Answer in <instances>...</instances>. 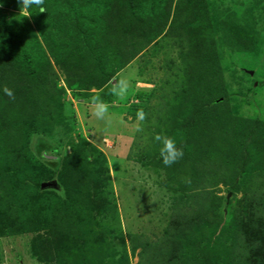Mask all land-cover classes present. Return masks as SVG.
<instances>
[{"label":"rangeland","instance_id":"1","mask_svg":"<svg viewBox=\"0 0 264 264\" xmlns=\"http://www.w3.org/2000/svg\"><path fill=\"white\" fill-rule=\"evenodd\" d=\"M47 1L53 25L34 16L45 5L34 4L21 12V0H0V29H7L0 31L7 41L4 48L12 54L26 52L28 66L38 74L52 71L51 83L65 88L56 89L58 101L53 104L48 97L41 102L39 89L26 90L34 106L42 103L36 112L25 95L20 94L9 107L6 97L0 100V126L4 127L0 132V186L9 187L6 197L0 194V205L10 201L15 208L19 218L15 229H32L0 236V264H60L40 260L34 254V246L40 245L53 249L62 264L73 262L81 253L96 263L173 264L169 259L180 248L188 255L196 252L199 259L210 258L213 264L218 259L228 264L222 256L233 242L231 220L243 191L233 193L231 184L223 180L213 184L207 196L219 207L212 211L207 203L200 216L194 198L195 208L173 205L178 186L193 174L191 163L211 141L218 145V154L221 151L233 160L232 167L238 171L245 156L252 159L248 166H256L255 171L264 168V128L256 138L247 136L256 119L264 121V0H86L74 12L68 2ZM113 6L120 13L123 32L135 39L142 31L139 35L145 46L127 60L111 52L115 45L100 44L105 54L98 62L84 39L77 40L76 27L95 29L85 19L100 18L99 14L108 8L112 11ZM78 12L85 17L75 21ZM135 16L141 19L139 23ZM226 21L230 26L224 25ZM198 43L199 50L195 49ZM186 54L188 60L183 61ZM70 63L75 65L72 76L68 74L74 67ZM112 71L109 83L81 88L82 77L86 80ZM118 74L130 83L123 100L111 94ZM5 86L9 87L4 81L0 91ZM210 87L214 92L208 96L205 90ZM175 93L180 95L181 114L204 107V118L196 116V126L204 131L191 127L174 131L178 115L172 118L168 100ZM94 95L109 104L103 120L90 107ZM140 108L147 119L137 132ZM216 115L218 119L213 118ZM159 133L174 138L184 150L183 158L170 167L163 164L160 145L154 140ZM36 159L49 164L53 175L39 168ZM96 163L104 165L97 170ZM31 172H41V192L47 193L45 201L34 200L36 204L28 206L26 198L30 200L34 193L25 194L9 179L20 180ZM44 182L51 183L44 186ZM179 209L198 218L187 217L180 231H171L174 210ZM57 224L65 226L61 232L54 230Z\"/></svg>","mask_w":264,"mask_h":264},{"label":"trees","instance_id":"2","mask_svg":"<svg viewBox=\"0 0 264 264\" xmlns=\"http://www.w3.org/2000/svg\"><path fill=\"white\" fill-rule=\"evenodd\" d=\"M55 1L57 0H54V3ZM62 1L63 3L68 2L70 7L72 6L71 9L73 10V12L75 10H78L80 4L85 5L86 3H88L86 0H62ZM47 2H48L47 0H44L43 5H41V6L45 5L44 7L45 11H43L42 13H39L38 16L35 13L34 16L37 19L38 17L42 16L44 19V24H45V19H47V21L50 22V25L51 23L53 25L55 21L49 13L51 10L49 9V7L47 8V4H49ZM71 4H74V5H71ZM117 9L118 8L116 6H113L111 8L112 11H110L108 8L106 12L99 14V17L101 19L95 16L90 19H85V21H88V22L92 21L95 24V29L93 30H89L90 28H86L87 26L80 27V28L79 26L76 27V29L78 28L77 29L78 31L75 30L76 33L78 34L77 40H80L82 38L84 39V42H86L87 47L89 48L90 51H92L91 52L92 55H95V58H94L95 61H98V62L103 61V57L105 53H102V52H105V51L101 52L100 44H103V46L112 44L111 45L112 47L115 45L114 48L112 49L113 51L111 52H114L116 55L120 56L122 59L126 58L127 60L134 57L139 52H141V50L145 46V42H144L145 39H143L142 37L143 35L142 36L139 35L141 34L142 31L138 33L135 39L133 38V36L129 37L128 32L126 33L123 32V30L125 29L123 25L121 24L120 13ZM66 14L68 15V13ZM133 15L134 14L132 15L130 14V16H133ZM75 16L77 17L75 21L79 20V17H82V18L85 17V16H82L81 13L79 14L76 13ZM135 20H136L135 23H139L141 19L139 17H136ZM227 21L224 25H229V22ZM237 24H238L237 27H241L239 23ZM100 27L103 28V32L100 31ZM1 29L7 30L4 26H2ZM8 30H11V29L8 27ZM131 30H134V25H131ZM143 30L147 31L148 33H151V29H148L145 26ZM11 31L13 32V30ZM11 31H8L9 33H7V34H10V36L13 35ZM3 33L2 35H5V31H3ZM122 33L123 35H125V37L122 36ZM144 37L147 39V36L144 35ZM97 39H98V42L96 41ZM130 39L133 40V42ZM239 41H242V40L239 39ZM6 43L7 41L4 39V37L0 36V46H1L0 48V74H1L0 84L4 83V81L7 82L9 86L8 88L12 89L15 94V99H17L20 96V94L25 95L24 100L31 102L32 105H33L32 103L33 101L31 100L30 95L27 93L26 90L39 89L38 92L41 93L40 96L42 97L41 102L44 101L45 98L47 99V97L51 100L49 104L51 103L53 104L56 101H58V93H57L58 91L56 92V89L64 90L65 88L63 86H58L56 81L51 83V79L54 77V74L52 73V71L50 73L46 72V74L45 72L44 73L41 72V74H38L36 72L37 71L36 69H34L31 66H28L27 63L25 62L27 61V58H26L27 53L25 51L24 52L26 53V56L24 55L25 53H23V55L22 54L18 55L14 53L12 54L11 52H9L10 51L8 50L9 48L8 49L4 48ZM76 43H79V42H75V44ZM200 45L201 43L200 44L198 43V46L196 45L195 49H198L199 47H201ZM97 46L99 47V51H100L99 53H97ZM195 49L192 50L191 52L192 55H195L196 53ZM188 57L189 56L187 54L183 56L182 57L183 61L188 60ZM124 64L125 63H123V65ZM71 65L74 67L68 70L69 76L75 75V71H74L75 65L74 63ZM71 65L69 66L71 67ZM102 74H103V77H102ZM102 74L100 77H94V78L89 77V79H86L87 81L82 77L80 83H81V86L83 87L81 88L87 89V88H90L91 86L101 87L103 84L109 83L114 76L113 71L109 73L102 72ZM34 85L36 87H34ZM210 88L205 90L208 96L212 95L214 92V89L212 88L210 89ZM2 97H6L5 106L6 105H8V107L10 105L13 106L16 103L15 99L13 100L9 98L1 90L0 100L2 99ZM179 99H180V95L175 93L172 99L168 100L173 110L172 115H171L172 118H173V115L176 114L182 119V121L180 122L177 119L178 116L174 119L176 123L179 122L178 124L175 123V125H173L174 131L175 132L182 131L183 128H187V127L188 128L191 127L193 128V130L195 128L201 129V125H199V127L196 126L198 122L196 119V116H200L204 118V116L202 115L204 114L202 113V111H205L203 104H202V107H203L202 109H200L201 108L200 107L198 109H195L192 113H184V114L182 113L181 114V111H180L181 101H179ZM210 101H212L211 98H210ZM202 102L203 101H201V103ZM41 107H42V103L35 102V106L32 107V112H36L38 108H41ZM213 118L218 119V115H216ZM0 122H2L1 119H0ZM3 128H4L3 126H0V132H2ZM261 128H264V121L262 119H256L251 129L249 130V134L247 136L249 137L255 136L256 138V133ZM201 130L204 131L203 129ZM201 130L199 131V134L201 133ZM196 133L198 132L196 131ZM217 147L218 145L216 143L212 141L209 142L208 145L205 147V149L202 150L201 152L202 155H200V157L196 158V160H194L191 163V169H192L193 174L187 180V181L190 180V183L186 181V182H183L180 186H178L179 192H178V195H176L177 200L175 204L173 205V208L178 204H181V205L183 204L184 206L186 204L187 206L195 208L194 205L191 204V199L194 198V201L198 202L199 203L198 206H200L199 209H195L196 213L199 216L201 215V209L203 207L208 206L207 203H210L209 207L212 205L213 207L212 211H213L215 206L217 207L219 206L214 203V200L210 198L209 195L207 196L209 188H211L210 186H213V184L221 180L225 182H229V184H231L230 185L231 191L233 193L243 191V196L240 198V200H238V205L240 204V207L237 205L236 209L233 212V217L231 220V222H233V229H234L233 232L231 233L233 237V242L232 244L228 246L227 250L225 251V254H223L222 256L223 261H226L228 264H264V168L258 167L259 169L255 171L254 169L256 168V166H250V165L248 166V163H250L252 159H248V157L245 156L242 158L241 167H240V170L238 171L236 166L232 167L233 160H229L228 158L223 157L224 155L221 153V151H220V154H218L219 148L217 149ZM210 153H214L212 157H210ZM101 160L105 161V159L103 158H101ZM37 161L39 164L38 165L39 168H42V169L44 168L49 173L51 174L53 173V170L51 169V166L49 164L43 163L40 160H37ZM252 164H255V163H252ZM96 165H98L97 167H99L97 168V170H100V166L104 164L100 165V163H96ZM230 168L233 171H231ZM229 171H231L232 173ZM48 178H50V176H48ZM43 179L44 178L42 177L41 172H38V173L31 172V173H27L26 175H24L22 179L20 180L15 179L14 176L12 179H9V180L12 183L11 185L13 186L17 185L16 188H18L21 191H24L25 194H28L29 191H32L34 193V195L31 197L30 200H27L26 198V202L28 206H31V205L33 206L36 203H33L32 201L38 200L39 202L41 201L43 202V200L45 199V193L47 192L45 193L41 192V184H42ZM61 179H62V176H61ZM103 182H104V179H103ZM62 184L65 185L66 183L62 181ZM5 186L3 187L0 186L1 187L0 194L2 195L3 198L7 196L6 192H8V189H9L8 186L6 187ZM101 196L102 194L100 195V197ZM22 197L24 198V196ZM104 197H105L104 203H106L105 201H107L108 197L106 195H104ZM21 212L19 210V212L17 213L20 215ZM16 215L17 214L15 213V208L13 207L10 201H4L3 204L0 205V236L1 235L6 236L9 234H13V233H21L24 231L32 230V229H28V230L19 229L18 230V227L17 229H15L14 227L17 226L19 222L18 221L19 218ZM173 216L174 218L171 220V225L169 228L171 231H174V230L180 231L181 229L180 225L182 221L187 217L188 218L190 217L191 220H196L198 218L197 217L195 219L196 215L194 214H192V216L186 215L184 209H183V213H181L180 209L174 210ZM60 227L64 229L65 226L63 227L57 224L54 227L55 228L54 230H56L57 228L59 230L61 229ZM34 247H35L34 254L38 256L40 260L50 261V262L58 261L60 264H62L58 259L59 258L58 254H56V252L53 249L48 250L47 246L46 248L45 246L43 247L41 245L34 246ZM173 254L174 255H172L169 259L170 262L173 264H213L210 258L201 257V259H199V256L197 255L196 252H193L190 255H188V252L184 251V249L182 248H180V251L178 253H173ZM220 262H221L220 259L216 260V264H220ZM68 264H105V263L104 262L96 263L81 253L80 255H78V257L73 262L68 263Z\"/></svg>","mask_w":264,"mask_h":264},{"label":"clouds","instance_id":"3","mask_svg":"<svg viewBox=\"0 0 264 264\" xmlns=\"http://www.w3.org/2000/svg\"><path fill=\"white\" fill-rule=\"evenodd\" d=\"M44 0H21V12H26L28 8H30L32 5H43ZM45 11L43 8H41V12ZM130 83L127 77L117 75L116 78H114V81L112 82L111 87V94L116 97L119 100H123L129 92ZM3 92L6 96H8L11 99H15V94L12 89L5 86L3 88ZM115 102V101H114ZM90 107L92 109L93 114L98 119H105L109 104L104 102L100 96L94 95L91 97L90 100ZM136 119H137V125H136V131L140 132L142 131L141 122L145 121L147 119V113L144 111L143 108H140L136 112ZM155 142H157L160 145L159 152L160 157L163 161V164L166 167L172 166L174 163L181 160L184 156V150L181 147H178L176 141L171 136L167 135L166 133H159L156 134L154 137ZM190 183V180L187 181Z\"/></svg>","mask_w":264,"mask_h":264},{"label":"water","instance_id":"4","mask_svg":"<svg viewBox=\"0 0 264 264\" xmlns=\"http://www.w3.org/2000/svg\"><path fill=\"white\" fill-rule=\"evenodd\" d=\"M56 182V181H55ZM51 182H44L43 184H44V186H46V185H49ZM231 192H229V194H228V196H227V199H226V201H225V204H224V207H223V212H227V207H228V203H229V197L231 196Z\"/></svg>","mask_w":264,"mask_h":264}]
</instances>
